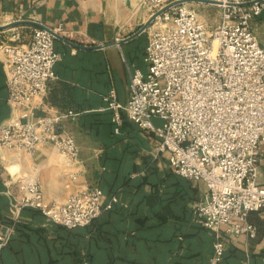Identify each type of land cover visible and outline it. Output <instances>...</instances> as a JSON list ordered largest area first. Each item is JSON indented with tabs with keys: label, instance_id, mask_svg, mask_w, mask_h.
Masks as SVG:
<instances>
[{
	"label": "crops",
	"instance_id": "crops-1",
	"mask_svg": "<svg viewBox=\"0 0 264 264\" xmlns=\"http://www.w3.org/2000/svg\"><path fill=\"white\" fill-rule=\"evenodd\" d=\"M188 3L201 13L207 9L206 2ZM151 16L145 0H0V26L27 20L17 27L30 34L45 26L62 37L56 39L62 54L58 78L36 104L39 114L76 113L63 117L61 125L80 149L79 159L69 165L49 143L31 153L0 146V233L15 228L0 250V264L210 263L216 238L193 212L208 193L206 183L176 174L156 129L127 119L117 124L106 100L114 88L117 100L126 103L132 72L147 71L151 24L140 30ZM256 33L264 44V23ZM12 111L0 50V126ZM153 122L161 125L159 118ZM27 175L40 179L48 204L94 186L102 188L105 203L116 195L118 204L86 230H71L41 210L16 207L18 178ZM258 180L264 185V144ZM249 220L257 226L252 238L229 234V226H222L226 250L219 264H264V208Z\"/></svg>",
	"mask_w": 264,
	"mask_h": 264
},
{
	"label": "built area",
	"instance_id": "built-area-1",
	"mask_svg": "<svg viewBox=\"0 0 264 264\" xmlns=\"http://www.w3.org/2000/svg\"><path fill=\"white\" fill-rule=\"evenodd\" d=\"M212 1L221 8L217 25L184 0H145L155 15L146 48L148 69L132 72L126 103L117 100L114 88L106 100L117 124L127 119L156 129L176 174L206 183L208 193L194 213L216 238L210 264H219L226 250L222 226H229V234L255 237L257 226L249 216L264 208V185L258 180L264 144V44L252 25L264 17V0ZM4 32L0 50L13 111L0 126V146L31 153L49 143L73 165L80 149L61 120L76 113L39 114L36 104L58 78L55 68L62 54L56 49L57 30L35 27L28 34L16 26ZM154 118L161 120L160 126ZM18 181V209L37 208L71 229L90 225L118 201L114 195L105 203L102 188L94 186L48 204L36 175ZM14 232L9 226L0 233V250Z\"/></svg>",
	"mask_w": 264,
	"mask_h": 264
},
{
	"label": "rangeland",
	"instance_id": "rangeland-1",
	"mask_svg": "<svg viewBox=\"0 0 264 264\" xmlns=\"http://www.w3.org/2000/svg\"><path fill=\"white\" fill-rule=\"evenodd\" d=\"M203 6H205L204 8H207L205 10H202L203 12L202 13H210V17L208 16H204L199 10H197L200 14V16L207 20L209 23L211 24H214V25H217L219 22H220V18H221V8L217 5H211V4H208V3H203ZM207 10V12H206ZM212 19V21L210 20ZM216 19V20H215ZM263 19L262 18H256L253 20L252 22V25H253V28L255 29V31L259 30L262 28V25H263Z\"/></svg>",
	"mask_w": 264,
	"mask_h": 264
},
{
	"label": "water",
	"instance_id": "water-1",
	"mask_svg": "<svg viewBox=\"0 0 264 264\" xmlns=\"http://www.w3.org/2000/svg\"><path fill=\"white\" fill-rule=\"evenodd\" d=\"M186 2H191V1H200V2H206V3H215L214 1L212 0H184ZM161 11H159L158 13H160ZM155 15L151 16V18L146 22V24L141 28L140 31H143L145 30L150 24L151 22L153 21ZM26 23H30V21H27V20H17V21H14L12 22L11 24H8V25H4V26H0V29H7V28H10V27H14V26H18V25H22V24H26ZM42 28H45V26H41ZM46 29H49L50 31H53L52 29L50 28H46ZM54 34L56 35L57 38H62L58 33H55Z\"/></svg>",
	"mask_w": 264,
	"mask_h": 264
},
{
	"label": "trees",
	"instance_id": "trees-1",
	"mask_svg": "<svg viewBox=\"0 0 264 264\" xmlns=\"http://www.w3.org/2000/svg\"><path fill=\"white\" fill-rule=\"evenodd\" d=\"M118 202V201H117ZM114 203V205L112 206V208L111 209H109V210H105V211H107V212H110V211H112L114 208H115V206H116V204H118V203ZM28 208H32V207H28ZM32 209H37V208H32ZM37 210H39V209H37ZM104 212V211H103ZM102 212V213H103ZM193 212H194V210H193ZM101 213V214H102ZM101 214H100V216H101ZM100 216H98L90 225H88V226H86V227H81V228H74V229H71V228H69V229H71V230H79V229H87L89 226H91V225H93V224H95V222L98 220V218L100 217ZM204 229H207V228H205L203 225H201ZM64 227H66V226H64ZM66 228H68V227H66ZM12 239V238H11ZM11 241V240H10ZM9 244V243H8ZM224 258V257H223ZM210 264V263H209Z\"/></svg>",
	"mask_w": 264,
	"mask_h": 264
}]
</instances>
